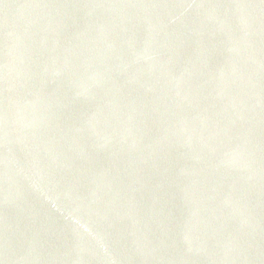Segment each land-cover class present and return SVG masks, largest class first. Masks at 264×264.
Masks as SVG:
<instances>
[{
  "label": "water",
  "instance_id": "1",
  "mask_svg": "<svg viewBox=\"0 0 264 264\" xmlns=\"http://www.w3.org/2000/svg\"><path fill=\"white\" fill-rule=\"evenodd\" d=\"M0 264H264V0H0Z\"/></svg>",
  "mask_w": 264,
  "mask_h": 264
}]
</instances>
